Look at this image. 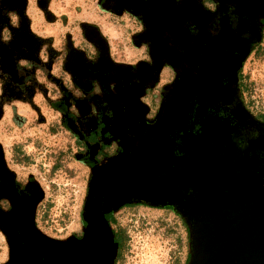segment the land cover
I'll list each match as a JSON object with an SVG mask.
<instances>
[{"label": "water", "instance_id": "1", "mask_svg": "<svg viewBox=\"0 0 264 264\" xmlns=\"http://www.w3.org/2000/svg\"><path fill=\"white\" fill-rule=\"evenodd\" d=\"M100 6L115 13L125 8L138 16L144 25L138 40L149 42L155 70L166 61L177 73L152 119L146 120L141 114L135 124L116 119L115 135L121 140V149L91 171L81 212L87 227L80 239L66 246L83 244L101 232L95 239L99 250L93 255L97 259L107 256L106 264H112L116 244L104 213L134 201L172 206L177 211L188 235L185 264H264V249L254 254L251 242V222L258 221L259 216L260 221L264 220V190L259 186L264 178L259 177L258 182L255 173L248 169L241 176L236 168L262 159L264 149H255L252 157L246 148L263 138L251 139V143L238 147L231 138L233 127L214 112L218 105L228 103L229 97L222 104L211 98L220 93L221 87H229L221 83V77L225 64L231 60L229 47L235 34L222 25L216 34H211L207 27L211 12L199 0H103ZM189 17L191 23L186 22ZM191 25L193 33L189 31ZM164 31L170 32L169 41L163 37ZM220 31L226 32L224 37L215 38ZM95 37L105 43L97 30ZM154 53L159 55L158 60ZM104 55L109 61L107 49ZM205 99H213V105H201ZM183 121L186 127L177 128V123ZM221 121L230 128L227 137L221 135L222 127L216 124ZM34 184L36 191L27 198V207L23 202L15 203L0 223L9 246L8 259L2 264L25 261L19 254L24 241H11L21 233L20 228L13 226L7 232L5 223L24 222L29 228L26 231H31L35 238L52 243L33 229L34 204L41 194ZM58 258L72 264L79 257L66 251Z\"/></svg>", "mask_w": 264, "mask_h": 264}, {"label": "flooded vegetation", "instance_id": "2", "mask_svg": "<svg viewBox=\"0 0 264 264\" xmlns=\"http://www.w3.org/2000/svg\"><path fill=\"white\" fill-rule=\"evenodd\" d=\"M49 1L34 0L45 19L47 16L52 17L48 11ZM95 1L97 5L103 2V0ZM199 2L211 12L208 16V31L216 34L221 25L225 26L230 33L235 34L237 44L240 41L243 46L240 52H233L235 56L231 54L234 61H232L233 66L229 75L221 77L222 84L231 86L229 96L217 94L212 97L217 104H222V101L228 97L229 102L218 105L214 112L233 127L231 138L238 147H243L247 142L251 143V139L259 137L263 140H258V142L261 141L264 144V120H259L252 109L244 105L241 92V86L245 81L243 67L246 59L264 48V0H199ZM0 4L12 9L4 11L0 8V45L8 46L10 42L13 43V54L24 56L29 60L17 58L14 71L4 73L0 70L1 107L13 99L31 103L32 97L40 93L56 112L59 124L72 137L75 146L73 156L86 168L89 176L94 168L107 163L121 149V140L115 135L116 119L122 118L125 123L133 122L134 124L138 114L146 120L152 119L165 96L167 86L176 76V68L166 61H163L157 70L152 67L149 42L140 39L136 45L134 43L138 40L137 35L144 29L143 22L125 8H120L116 13L107 11L116 17H128L134 25V30L130 34V42L138 51V55L132 61L123 62L111 56L108 40L94 23H89L90 25L84 24L85 22L79 23L80 40L78 42L66 31L60 47H54L49 36H39L30 28V17L27 14L28 0H0ZM20 20H26L28 31L22 28L23 24L21 26ZM186 22L191 23L192 19L189 17ZM96 30L104 38L105 43L95 37ZM189 31L195 32L192 25ZM164 32L163 37L169 41L170 32ZM86 35H89L88 37L92 40H89ZM105 49H107L109 61L105 59ZM172 50L170 48V53ZM6 54L0 51V66L5 69L8 66V57H10ZM153 55L154 58L157 56L159 59V55L156 53ZM38 68L44 71L46 78L44 82L37 83L33 80L34 73H31V70ZM56 68L59 70L57 73L53 71ZM136 74L139 76V81L143 80L142 86L137 83ZM156 83H163V89L159 87L160 89L156 92L148 91L152 90L151 87ZM47 84L49 86L51 84L52 87ZM117 94L122 98V103L117 108L118 115L114 109V103L118 100ZM131 98H134L137 108L131 106ZM240 113L243 118H234ZM247 147L257 148L259 152L262 150L259 143L249 144ZM262 171L264 173V168ZM34 191L36 190L32 179L29 177L22 179L16 176L7 165L0 146V223L5 220L15 203L23 202L26 208L27 198L35 193ZM130 203L142 205V202L132 201ZM36 206L35 202L33 229L42 233L35 219ZM119 207L113 211L110 210L112 211H109L110 213H104L112 242L116 244L112 264H119L126 244V232L116 218ZM86 227L87 223L81 216L76 229L65 237H50L42 233L54 244L41 242L40 264H68L58 258L66 251L78 254L79 258L72 264H106L107 256L97 259V256L93 255L99 250L95 239L100 237L101 232L96 234L95 239L88 238L83 244L76 246L72 244L69 245L70 248L66 246L80 239ZM87 237H90L89 233ZM5 240L7 243L6 237Z\"/></svg>", "mask_w": 264, "mask_h": 264}, {"label": "rangeland", "instance_id": "3", "mask_svg": "<svg viewBox=\"0 0 264 264\" xmlns=\"http://www.w3.org/2000/svg\"><path fill=\"white\" fill-rule=\"evenodd\" d=\"M229 5L232 6L230 3ZM0 8L4 11L12 10L3 4H0ZM48 11L52 17L47 16L45 19L34 0H28L30 28L39 36H49L54 47H60L66 31L78 42L79 23H94L108 40L109 51L114 59L124 62L137 57L138 51L130 42L134 25L128 17L109 14L107 11L110 10L97 5L95 0H50ZM21 14L23 15V12ZM20 24L28 31L26 20H20ZM138 41H134L135 45ZM12 44L10 42L8 46L3 45L4 47L0 45V51L10 56L9 66L6 69L0 66L4 73L15 70L12 63L14 61L16 65L17 58L29 61L24 56L13 54ZM155 60H158L157 56ZM152 67L155 66L152 64ZM243 69L251 109L253 112H264V48L250 55ZM34 70H31V73H34L33 80L37 83L44 82L46 78L42 68L36 69L35 72ZM53 71L59 72L57 68ZM136 79H139L137 74ZM142 82L143 80L137 81L141 86ZM163 85L156 83L151 87L152 90L148 91L156 92L160 88L162 90ZM49 87H52L51 84ZM117 98L115 108L113 107L116 114L119 113L117 108L122 103L119 94ZM145 98L147 99L148 95ZM130 104L133 108L138 107L134 98H131ZM0 146L5 162L15 175L22 179L29 177L41 192L35 212L39 230L50 237H65L74 231L81 217L89 176L86 168L73 156L75 146L72 137L59 124L56 112L40 93L32 97L31 103L13 99L3 107L0 105ZM259 147L264 148L261 141ZM119 208L116 218L127 237L119 264L186 263V225L181 216L178 217L169 206L127 203ZM10 222L11 224L4 225L7 232L12 231L13 226L21 230L11 241L18 243L21 239L25 243L19 249V254L24 256L25 261H14L13 264H40L41 240L35 238L31 231H26L29 228L24 222ZM8 249L4 233L0 231V263L7 261Z\"/></svg>", "mask_w": 264, "mask_h": 264}, {"label": "bare ground", "instance_id": "4", "mask_svg": "<svg viewBox=\"0 0 264 264\" xmlns=\"http://www.w3.org/2000/svg\"><path fill=\"white\" fill-rule=\"evenodd\" d=\"M224 28H225V26H224ZM226 29V28H225ZM227 31H228V29H226ZM201 33H203V31L201 32ZM224 34H226V32H220L218 35H216L215 36V38H220V39H222L223 37H224ZM230 37V36H229ZM201 39V38H200ZM237 42H238V40H236V39H234V43H232V45H230V46H232V48H229V52H231V54H233V52L234 51H237V52H240L241 51V49H242V44L240 43V41H239V43L237 44ZM234 55V54H233ZM233 55L231 56V60L229 61V62H227L226 64H225V66H224V70H223V72H222V77H226V76H228L229 75V73H227V71H231L232 70V66H233V63H232V61H234V59H233ZM235 56V55H234ZM230 78V77H229ZM228 86L229 87H227V89H225L226 87H221V91H220V93L219 94H223V95H225V96H229V92H230V85L228 84ZM225 89V90H224ZM218 90H219V88H218ZM213 97V96H212ZM211 97V98H212ZM210 98V99H211ZM200 100V99H199ZM228 100V98H225L223 101H222V103H224V102H226ZM205 103L204 105H207V106H209L211 103H212V105H213V103H214V101H213V99L212 100H208V99H205V100H201V105L203 104V103ZM216 103H217V101H216ZM202 111V110H201ZM238 117L239 118H243V116L242 115H240V114H236L235 116H234V118H237L238 119ZM217 125H219L220 127H222L221 128V135L222 136H224L225 135V137H227V132L230 130V128L228 127V126H226L225 125V122L224 121H221V123L219 122V123H216ZM181 126L182 127V129H184L185 127H186V121H183L182 123H177V128H178V126ZM255 149L256 150H258L257 148H251V147H247L246 148V150H247V154H248V156H250L251 155V153H252V157H253V151L255 152ZM251 157V158H252ZM248 159V158H247ZM251 160H253V158L251 159ZM253 163H255V166H254V164L253 163H251V166L250 165H248V163L247 164H244V166L243 165H238L239 167H236L237 168V170L239 171V173L241 174V176L242 175H244V174H246V172H247V169H248V171L250 170V173H251V171H253L255 174V176L257 177V179H258V182H259V177L260 178H264V173H263V168H264V156L262 157V159L259 161V162H257V160L255 161H252ZM248 165V166H247ZM259 186H260V188L262 189V190H264V183H262V186L259 184ZM256 187H257V185H256ZM261 214H263V213H261L260 212V215ZM264 216V215H263ZM263 219V218H262ZM261 219V221H260V216H259V218H258V221H260V222H258L256 219V222H251V225H253V227H254V230H253V232H252V234H251V242H253V244H254V246L255 247H253V253L254 254H256V255H258V251L257 250H260V249H264V220H262ZM255 228H257V229H255ZM252 244V245H253ZM253 255V254H252ZM262 256V255H261ZM264 262V261H263Z\"/></svg>", "mask_w": 264, "mask_h": 264}, {"label": "trees", "instance_id": "5", "mask_svg": "<svg viewBox=\"0 0 264 264\" xmlns=\"http://www.w3.org/2000/svg\"><path fill=\"white\" fill-rule=\"evenodd\" d=\"M244 78H245V81H244V83L241 86L242 101H243V103H244V105L246 107L251 108V101L249 99H247L248 98L247 97L248 96V94H247L248 93V86H247V82H246V75H244ZM254 113L258 117L259 120H262V121L264 120V112H254ZM237 143H239V142H237ZM162 207H165V206H162ZM169 207H170L171 211L175 212V214L178 215V217H180V215L177 213V211L172 206H169ZM112 211H110V212H112ZM125 239H127V237ZM187 258H188V254L186 255V258H185L184 262H186Z\"/></svg>", "mask_w": 264, "mask_h": 264}, {"label": "clouds", "instance_id": "6", "mask_svg": "<svg viewBox=\"0 0 264 264\" xmlns=\"http://www.w3.org/2000/svg\"><path fill=\"white\" fill-rule=\"evenodd\" d=\"M13 19L15 20V17H13Z\"/></svg>", "mask_w": 264, "mask_h": 264}, {"label": "crops", "instance_id": "7", "mask_svg": "<svg viewBox=\"0 0 264 264\" xmlns=\"http://www.w3.org/2000/svg\"><path fill=\"white\" fill-rule=\"evenodd\" d=\"M130 101H131V99H130ZM137 105V104H136ZM136 107V106H135Z\"/></svg>", "mask_w": 264, "mask_h": 264}]
</instances>
